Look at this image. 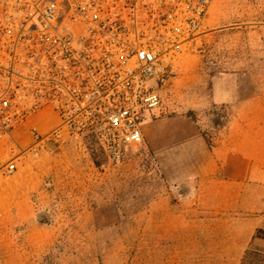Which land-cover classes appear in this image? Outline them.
<instances>
[{"label":"rangeland","instance_id":"374dc122","mask_svg":"<svg viewBox=\"0 0 264 264\" xmlns=\"http://www.w3.org/2000/svg\"><path fill=\"white\" fill-rule=\"evenodd\" d=\"M216 76L237 81L244 100L256 95L264 117V0L214 1L203 35L161 91L163 103L207 101ZM233 112L197 113L207 116L209 146L208 115L221 129ZM0 185V264H241L251 247L264 250V238L255 239L264 237V210L220 214L195 205L200 192L169 186L144 143L113 167L94 140L70 139L23 156Z\"/></svg>","mask_w":264,"mask_h":264},{"label":"built area","instance_id":"2783aa9c","mask_svg":"<svg viewBox=\"0 0 264 264\" xmlns=\"http://www.w3.org/2000/svg\"><path fill=\"white\" fill-rule=\"evenodd\" d=\"M214 0H0V179L67 140L92 139L118 167L143 143L184 51L203 35ZM52 114L48 133L15 134ZM44 121V119H43ZM1 189V185H0Z\"/></svg>","mask_w":264,"mask_h":264},{"label":"crops","instance_id":"0c3cea01","mask_svg":"<svg viewBox=\"0 0 264 264\" xmlns=\"http://www.w3.org/2000/svg\"><path fill=\"white\" fill-rule=\"evenodd\" d=\"M241 89L237 81L216 76L207 101L180 108L163 103L143 125V143L154 153L167 184L188 183L200 192L195 205L220 214L264 210L263 110L256 95L244 100ZM218 106L234 112L221 129L213 125L212 113L208 115L215 140L209 146L203 135L207 116L197 113ZM42 119L22 127L15 134L17 140L22 143L33 127L48 133L57 122L52 114ZM5 145L0 143V164Z\"/></svg>","mask_w":264,"mask_h":264},{"label":"trees","instance_id":"16d2710c","mask_svg":"<svg viewBox=\"0 0 264 264\" xmlns=\"http://www.w3.org/2000/svg\"><path fill=\"white\" fill-rule=\"evenodd\" d=\"M258 233L264 235L263 230H259ZM263 236H255V239H263ZM241 264H264V250L251 247L248 249L241 260Z\"/></svg>","mask_w":264,"mask_h":264},{"label":"water","instance_id":"95a60500","mask_svg":"<svg viewBox=\"0 0 264 264\" xmlns=\"http://www.w3.org/2000/svg\"><path fill=\"white\" fill-rule=\"evenodd\" d=\"M49 147H50V148H51V147H54V148H56V146H55V145H53V144H50V146H49Z\"/></svg>","mask_w":264,"mask_h":264}]
</instances>
